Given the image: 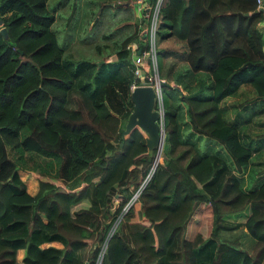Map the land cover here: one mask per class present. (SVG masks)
Here are the masks:
<instances>
[{
  "label": "trees",
  "instance_id": "obj_1",
  "mask_svg": "<svg viewBox=\"0 0 264 264\" xmlns=\"http://www.w3.org/2000/svg\"><path fill=\"white\" fill-rule=\"evenodd\" d=\"M47 4L0 0L7 33L0 31V264L92 263L105 239L102 264H264V173L248 188L238 174L264 144V130L255 129L264 125V12L257 1H165L161 40L175 35L184 48L160 47V70L174 55L187 63L185 73L210 78L180 94L165 84L157 162L145 132H121L133 107L126 45L138 40L144 17L131 22L113 58L94 61L59 43ZM243 84L253 101L239 103L247 113L230 122L225 114L234 102L223 99ZM244 122L252 133L242 131ZM200 136L219 142L232 167L217 151L200 150ZM20 170L36 175L34 193ZM202 205L203 225L191 236ZM246 236L252 252L242 245Z\"/></svg>",
  "mask_w": 264,
  "mask_h": 264
},
{
  "label": "rangeland",
  "instance_id": "obj_2",
  "mask_svg": "<svg viewBox=\"0 0 264 264\" xmlns=\"http://www.w3.org/2000/svg\"><path fill=\"white\" fill-rule=\"evenodd\" d=\"M109 1L111 0H48V9L50 12L54 13L55 17L52 28L57 32L58 41L60 44L65 45L67 51L71 52L75 58H86L94 61H103L104 59L113 58L114 55L112 54L115 53V48L118 47L117 43L124 33H128L132 29L131 22H133L134 19L138 20L139 16L144 17L142 10L139 9L141 12L135 10L138 9L137 5L122 4L121 7L117 8L114 4L109 6L108 3H111ZM130 1L133 2L135 0ZM112 2L118 3L117 0L116 2L114 0ZM120 2L123 3V0H120ZM75 4H77L75 16L73 20L67 24V17L70 15L73 6L75 7ZM95 12H102L103 16L99 22L98 19L97 21L94 20ZM135 13L138 15H135ZM140 23H142V25L138 33H144L147 25V18L144 17V19H140L139 24ZM160 47L162 49L171 50L179 49L175 50L177 53L182 49L174 38H169L162 42L160 40L159 48ZM172 63V70H169V66ZM181 64L185 63L177 59L174 55L173 57H165L164 60H162L163 66L160 70V74L163 75L168 84L177 88L175 90L176 93L194 92L199 88L201 81H204L206 84L208 83L210 78L208 74L203 72H198L194 75H192V72L185 73L186 70ZM177 68L181 73L178 75L177 79H175L174 75L176 74L175 71L177 72ZM167 74L170 75L168 76ZM240 89L236 97L231 98L232 102H234V107L227 109L225 114V118L230 122H235L238 117L240 118L239 112L243 114L247 113V111L243 110L247 108L239 105V103L246 99L248 103H251L254 98V93L250 86L243 84ZM129 90L131 91L130 85L126 88V92H130ZM228 101L226 103H228ZM255 104L258 105V102ZM250 108L255 107L252 105ZM259 117L258 119H264V114H261ZM252 128L247 122L241 125V129L245 133H247V131L252 133ZM255 129L257 132L261 131L260 129L263 131L264 125L261 128H257L256 126ZM187 131V128H181V135L184 137ZM192 137L194 138V136ZM196 142L200 150L209 152L217 151L219 154L218 160L225 161L228 168L232 167L226 151L219 142L207 138L206 136H200L196 139ZM262 146L260 153L251 157L250 161H252V163L246 167L245 172L238 173L245 188L252 186L256 181L255 179H259L258 177L264 173V144ZM156 153L157 149L155 155ZM162 153L163 146L161 147L159 155L156 156V161L161 159L160 154ZM259 171H261V173ZM19 172L27 185L28 191L34 193L37 189L38 180L34 172L24 170H20ZM202 209L203 205L201 207L198 206L193 212V221L189 224V233L191 236L193 232L197 230L198 226H201V224L203 225ZM57 244L59 245V243Z\"/></svg>",
  "mask_w": 264,
  "mask_h": 264
},
{
  "label": "built area",
  "instance_id": "obj_3",
  "mask_svg": "<svg viewBox=\"0 0 264 264\" xmlns=\"http://www.w3.org/2000/svg\"><path fill=\"white\" fill-rule=\"evenodd\" d=\"M166 0H135L130 2L133 6L143 11L147 18L144 33H140L138 40L129 42L126 47L130 50L133 60L134 79L130 83V89L138 85L150 86L155 94L154 109L158 113L157 124L161 134H164V83L166 79L160 74L159 59V28L162 21V7ZM260 8L264 9V0H256ZM135 78L137 79L135 81ZM106 239L101 243L96 258L92 263L102 264L106 250Z\"/></svg>",
  "mask_w": 264,
  "mask_h": 264
},
{
  "label": "water",
  "instance_id": "obj_4",
  "mask_svg": "<svg viewBox=\"0 0 264 264\" xmlns=\"http://www.w3.org/2000/svg\"><path fill=\"white\" fill-rule=\"evenodd\" d=\"M113 4L112 3H109ZM262 9V8H261ZM0 19V25L2 24ZM0 31L7 35L5 27ZM133 107L129 113L125 127L121 129L122 136L128 134L133 128L138 127L146 133V144L154 152L159 146H163V139L156 122L158 113L154 107V91L150 86L138 85L130 92ZM135 192L133 196H136Z\"/></svg>",
  "mask_w": 264,
  "mask_h": 264
},
{
  "label": "crops",
  "instance_id": "obj_5",
  "mask_svg": "<svg viewBox=\"0 0 264 264\" xmlns=\"http://www.w3.org/2000/svg\"><path fill=\"white\" fill-rule=\"evenodd\" d=\"M111 3H112V1H111ZM109 4V3H108ZM113 4H114V2H113ZM113 4H110L111 6L113 5ZM262 11L264 12V9H262ZM100 12H95V17H94V20L95 21H97V19H98V22L101 20V17L103 16H100V14H99ZM263 27H264V24H263ZM160 29V28H159ZM160 31V30H159ZM173 36H175V35H172V36H169V37H166V38H163L162 40H161V34H160V32H159V39L161 40V42L162 41H164V40H167V39H169V38H174V39H176V42L182 47V48H184V46H183V43L180 41V40H178L177 39V37H173ZM159 40V41H160ZM160 49V48H159ZM170 57H173V55H171ZM163 60H164V58H163ZM184 63V62H183ZM183 65H187V63L186 64H183ZM176 70H178V68L176 69ZM249 86V85H248ZM240 88H239V90H238V92L237 93H235V94H232L227 100H226V102L228 101V103H226L225 102V99H223V103H226L227 105L228 104H230L231 102H232V97H236V95L240 92ZM254 93V92H253ZM254 95H255V93H254ZM232 104V103H231ZM231 107H234V103H233V106H231L230 105V108ZM244 239V241H243V243H242V245L244 246V247H246L250 252H252L253 251V244H254V240L250 237V236H246V237H244L243 238ZM23 253H24V250L23 249H19L18 250V257L19 258H21L22 257V255H23Z\"/></svg>",
  "mask_w": 264,
  "mask_h": 264
},
{
  "label": "clouds",
  "instance_id": "obj_6",
  "mask_svg": "<svg viewBox=\"0 0 264 264\" xmlns=\"http://www.w3.org/2000/svg\"><path fill=\"white\" fill-rule=\"evenodd\" d=\"M130 5H131V3H129ZM128 4V5H129ZM163 76V75H162ZM166 83H168L167 81L164 83V84H166ZM165 86V85H164ZM133 90V89H132ZM131 92V91H130ZM154 98H155V94H154ZM155 100V99H154ZM154 108V107H153ZM163 137H164V134L162 135ZM157 162V161H156ZM137 193V192H136ZM138 194V193H137ZM135 196H133V198H134Z\"/></svg>",
  "mask_w": 264,
  "mask_h": 264
},
{
  "label": "bare ground",
  "instance_id": "obj_7",
  "mask_svg": "<svg viewBox=\"0 0 264 264\" xmlns=\"http://www.w3.org/2000/svg\"><path fill=\"white\" fill-rule=\"evenodd\" d=\"M160 150H161V146H159L158 147V150H157V153L156 154H158L159 155V153H160ZM161 155V154H160ZM155 157H156V155H155ZM156 159V158H155ZM158 161V160H157Z\"/></svg>",
  "mask_w": 264,
  "mask_h": 264
}]
</instances>
